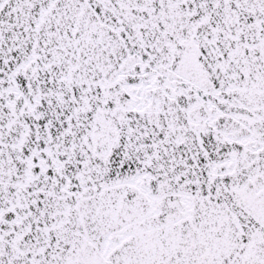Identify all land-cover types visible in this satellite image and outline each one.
Returning <instances> with one entry per match:
<instances>
[{
    "label": "snow or ice",
    "instance_id": "6c2138e0",
    "mask_svg": "<svg viewBox=\"0 0 264 264\" xmlns=\"http://www.w3.org/2000/svg\"><path fill=\"white\" fill-rule=\"evenodd\" d=\"M0 264H264V0H0Z\"/></svg>",
    "mask_w": 264,
    "mask_h": 264
}]
</instances>
